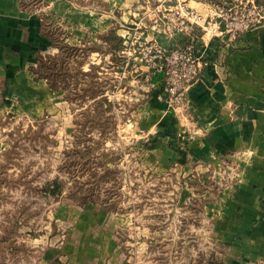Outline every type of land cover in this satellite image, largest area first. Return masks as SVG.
<instances>
[{"label": "rangeland", "instance_id": "rangeland-1", "mask_svg": "<svg viewBox=\"0 0 264 264\" xmlns=\"http://www.w3.org/2000/svg\"><path fill=\"white\" fill-rule=\"evenodd\" d=\"M233 1L237 15L220 18L258 25L264 12L256 0ZM24 7L46 28L25 42L28 51L38 47V77L24 71L20 97H0V264H230L227 229L241 216L245 171L228 158L192 167L178 160L190 158L189 149L161 148L164 120L147 117L159 110L147 93L160 76L140 54L163 47L154 40L177 34L189 12L211 20L218 8L210 0H25ZM110 29L128 41L116 53L99 35ZM159 74L164 113L187 121V101L168 104ZM207 206L216 211L212 223Z\"/></svg>", "mask_w": 264, "mask_h": 264}, {"label": "crops", "instance_id": "crops-1", "mask_svg": "<svg viewBox=\"0 0 264 264\" xmlns=\"http://www.w3.org/2000/svg\"><path fill=\"white\" fill-rule=\"evenodd\" d=\"M24 2L0 0V97H20L24 71L38 77L34 70L38 47L28 51L25 42L40 37V29L46 25L37 17L24 16ZM125 12L120 13L121 19L126 18ZM114 13L109 14L110 20ZM196 28L200 30L192 26L186 33L157 37L160 42L150 37L167 51L196 42V52L205 65L188 90L187 121L180 122L174 114L164 113L167 107L157 99L163 85L161 74L153 77L156 85L147 93L150 103L159 110L148 112L147 117L164 120L160 131L167 138L161 148L189 149L190 158L178 159L183 160L182 164L195 167L205 162L216 167L221 159L228 158L245 171L241 216L228 226L226 259L230 264H264V23L233 41L226 36L196 33ZM112 30L99 35L104 40ZM117 34L125 37L118 30ZM127 51L125 48L121 53L129 64L132 58ZM173 135L182 138L172 140ZM212 209L207 206L209 219L216 213ZM193 223V232L200 233L199 222ZM207 227L210 229L209 222Z\"/></svg>", "mask_w": 264, "mask_h": 264}, {"label": "built area", "instance_id": "built-area-1", "mask_svg": "<svg viewBox=\"0 0 264 264\" xmlns=\"http://www.w3.org/2000/svg\"><path fill=\"white\" fill-rule=\"evenodd\" d=\"M213 6L218 8L219 15L212 17L211 20H207L205 16L195 14L194 11H191L177 25L175 32L186 33L190 27L196 24L202 29L205 35L226 36L230 41H233L249 29L264 23L263 16L258 21V25L253 21L241 25L238 23L236 25L230 24L220 17L225 15L234 18L236 12L226 11L224 5L213 4ZM259 7L264 12V5ZM173 33L170 31V34L175 35ZM196 47V42L191 41L184 48L174 49L167 53L163 47L151 45L143 49L142 53H140L142 55L141 60L147 64L146 66L149 69L152 71L156 70V73H162L165 77L166 86L164 87V92L169 95L166 99L168 104H185L189 88L196 83L200 76V72L205 64L198 56ZM134 52L136 51L134 50ZM127 53L131 55V50L130 52L128 50ZM159 99L164 101L162 95L159 96Z\"/></svg>", "mask_w": 264, "mask_h": 264}, {"label": "trees", "instance_id": "trees-1", "mask_svg": "<svg viewBox=\"0 0 264 264\" xmlns=\"http://www.w3.org/2000/svg\"><path fill=\"white\" fill-rule=\"evenodd\" d=\"M210 2L213 4H220V5H224V8L226 10H229V6L233 5L234 4V1L233 0H210ZM256 5L258 6H262L264 5V0H256ZM104 42L110 47V49L112 51H115L118 52L120 49L123 50L124 46V38L123 37H120L118 34H117V31L116 30H112L110 31V33L107 35L106 38H104ZM64 47H70V49L72 50H79L78 47H71V46H67V45H64ZM41 60V59H40ZM50 77V76H49ZM49 77H46L48 81H50V78ZM51 86L52 87H55L52 83H51ZM59 183H57L56 181L53 182L52 184H50V188L53 187V189H51V192L52 193H55L56 190L58 191V189L60 188L59 187ZM56 264H60V263H56Z\"/></svg>", "mask_w": 264, "mask_h": 264}]
</instances>
